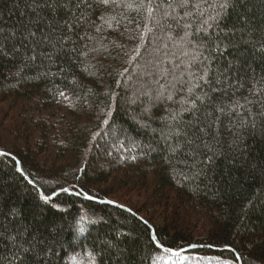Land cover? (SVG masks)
<instances>
[{
  "label": "trees",
  "instance_id": "16d2710c",
  "mask_svg": "<svg viewBox=\"0 0 264 264\" xmlns=\"http://www.w3.org/2000/svg\"><path fill=\"white\" fill-rule=\"evenodd\" d=\"M153 2L0 0V264H264V0Z\"/></svg>",
  "mask_w": 264,
  "mask_h": 264
},
{
  "label": "snow or ice",
  "instance_id": "6c2138e0",
  "mask_svg": "<svg viewBox=\"0 0 264 264\" xmlns=\"http://www.w3.org/2000/svg\"><path fill=\"white\" fill-rule=\"evenodd\" d=\"M83 2H87V0H83ZM97 3L107 5L110 3V0H96ZM112 3H121L123 0H111ZM53 3H55V0H53ZM206 5L208 7H213V10L216 12L215 15H212L211 13L208 16V19L203 21L204 24L209 23V21H218L220 18H222L223 10H226L229 7L230 0H212V4L208 3V0H200V3L193 4V0H168V8L172 9L174 11L175 7L180 8H189L190 6H195L197 9H199L200 5ZM131 7V5H127ZM139 7H145L148 12L149 19L154 22V24L157 27H160L165 23L166 20L171 19L174 23H178L179 19L177 17H174L172 15L171 11H164L162 15H156L157 12H160V4L154 3L153 0H139ZM37 7H52V4L48 3V0H43V3H40L39 0H37ZM202 16L203 13H200ZM187 24V22H185ZM63 95V93H61ZM64 192H68V189H63ZM45 201L48 200V197H44ZM86 199H93L91 196H86ZM86 219V217H81V220ZM80 232H84L85 228L81 227L79 229ZM175 255H179V253H174Z\"/></svg>",
  "mask_w": 264,
  "mask_h": 264
},
{
  "label": "rangeland",
  "instance_id": "374dc122",
  "mask_svg": "<svg viewBox=\"0 0 264 264\" xmlns=\"http://www.w3.org/2000/svg\"><path fill=\"white\" fill-rule=\"evenodd\" d=\"M163 262L164 264H218L217 262H213L210 259L204 261L197 255L187 254L186 252L179 253V255L171 254V256L167 260H163Z\"/></svg>",
  "mask_w": 264,
  "mask_h": 264
},
{
  "label": "water",
  "instance_id": "95a60500",
  "mask_svg": "<svg viewBox=\"0 0 264 264\" xmlns=\"http://www.w3.org/2000/svg\"><path fill=\"white\" fill-rule=\"evenodd\" d=\"M18 170L20 171V166H19V164H18ZM102 203H106V204H111V205H114L113 203H111V202H102ZM122 208V207H121ZM123 209L124 210H126V211H128L129 213H131L130 212V210H128V209H126V208H124L123 207ZM132 214V213H131ZM137 217V216H136ZM142 220V219H141ZM143 221V220H142ZM144 222V221H143ZM185 250H187V249H184V250H182V251H180V252H175V253H182V252H184ZM174 254V253H173ZM175 255V254H174Z\"/></svg>",
  "mask_w": 264,
  "mask_h": 264
},
{
  "label": "bare ground",
  "instance_id": "6f19581e",
  "mask_svg": "<svg viewBox=\"0 0 264 264\" xmlns=\"http://www.w3.org/2000/svg\"><path fill=\"white\" fill-rule=\"evenodd\" d=\"M112 203V202H111ZM115 205V204H114ZM116 206V205H115ZM118 207H120V206H118ZM125 208V207H124ZM127 209V208H126ZM129 210V209H128ZM131 212V211H130ZM132 213V212H131ZM133 214V213H132ZM136 216V215H135ZM139 218V217H138ZM185 249H187V248H185ZM188 250V249H187ZM187 250H185L184 252H186Z\"/></svg>",
  "mask_w": 264,
  "mask_h": 264
}]
</instances>
